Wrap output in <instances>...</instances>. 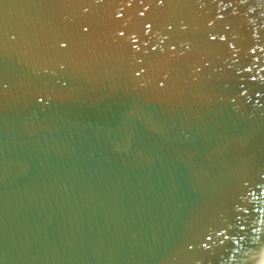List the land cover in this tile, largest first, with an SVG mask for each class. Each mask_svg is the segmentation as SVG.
I'll return each instance as SVG.
<instances>
[{
    "label": "water",
    "instance_id": "95a60500",
    "mask_svg": "<svg viewBox=\"0 0 264 264\" xmlns=\"http://www.w3.org/2000/svg\"><path fill=\"white\" fill-rule=\"evenodd\" d=\"M0 264H264V0H0Z\"/></svg>",
    "mask_w": 264,
    "mask_h": 264
}]
</instances>
